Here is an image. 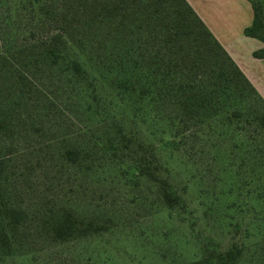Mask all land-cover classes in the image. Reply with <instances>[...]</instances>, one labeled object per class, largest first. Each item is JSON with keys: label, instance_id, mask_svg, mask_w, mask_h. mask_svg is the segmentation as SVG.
<instances>
[{"label": "trees", "instance_id": "16d2710c", "mask_svg": "<svg viewBox=\"0 0 264 264\" xmlns=\"http://www.w3.org/2000/svg\"><path fill=\"white\" fill-rule=\"evenodd\" d=\"M248 1L253 21L244 34L264 44V0ZM95 14L100 19L122 15L133 22L131 35L117 42L103 62L116 94L103 84L106 75L92 74L69 38L76 19L88 16L90 24ZM253 57L264 59V47ZM56 82L63 83L57 92L66 90L73 106L81 98L85 113L92 115L86 120V141L68 144L61 152L67 162L91 169L130 158L135 171L158 186L168 208L180 207L181 197L163 177L155 149L137 135L149 102L157 112L167 111L163 116L171 126L181 127V141L198 133L192 132L198 121L208 129L207 136L210 122L218 119L227 127L226 135L240 134L245 148L237 169L242 191L257 193L264 203V98L188 0H0V253L5 257L23 247L29 220L12 184L18 148L14 136L23 119L36 125L35 117L42 116L36 108L33 117L25 116L31 102L43 96L53 103L60 97L47 89ZM249 90L253 102L246 97ZM123 102L131 103L132 119ZM247 204H238L242 213H248ZM260 215L264 220V210ZM46 217L56 242L110 231L108 224L85 220L69 208L52 209ZM243 253L235 243L226 252L210 248L204 258L186 264H239Z\"/></svg>", "mask_w": 264, "mask_h": 264}, {"label": "rangeland", "instance_id": "374dc122", "mask_svg": "<svg viewBox=\"0 0 264 264\" xmlns=\"http://www.w3.org/2000/svg\"><path fill=\"white\" fill-rule=\"evenodd\" d=\"M219 1L229 6L227 17L238 10L242 18H251L248 0H217L221 5ZM87 17L76 19L69 38L92 74L106 75L103 84L112 92L113 76L103 62L117 42L131 35L133 22L122 15L100 19L95 14V21L88 24ZM57 86L63 83L48 84L47 89L57 92ZM245 94L253 102V92ZM56 95L60 97L53 98V103L43 96L31 102L25 116L31 117L35 108L41 109L36 114L42 116L35 117L36 125L23 119L14 136L18 148L12 162V184L15 199L28 210L29 220L23 247L12 257L0 253V264H186L204 258L210 248L226 252L235 243L244 248L239 264H264L260 215L264 203L257 193L247 196V189L242 191L237 169L245 148L240 134L226 135L227 127L218 119L210 122L212 131L207 136L204 131L208 129L198 121L192 127L198 133L189 140L186 134L181 141V127L170 125L163 116L167 111L159 113L154 105L145 104L148 113L140 119L137 135L153 146L163 177L181 197L182 205L171 209L164 204L158 186L139 175L130 158L91 169L64 160L61 152L68 144L86 141V120L92 115L85 113L81 98L73 106L66 90ZM121 106L128 108L132 119L131 103ZM259 177L254 175L256 180ZM239 203H248V213L240 211ZM60 208H69L85 220L106 223L110 231L56 242L45 222L47 212Z\"/></svg>", "mask_w": 264, "mask_h": 264}, {"label": "crops", "instance_id": "0c3cea01", "mask_svg": "<svg viewBox=\"0 0 264 264\" xmlns=\"http://www.w3.org/2000/svg\"><path fill=\"white\" fill-rule=\"evenodd\" d=\"M188 2L264 98V59L253 57L254 52L262 49L264 44L244 34V30L252 24L253 10L248 21L241 17L238 10L233 12L234 16L227 17L231 11L223 1H219L221 5L217 0H188Z\"/></svg>", "mask_w": 264, "mask_h": 264}]
</instances>
